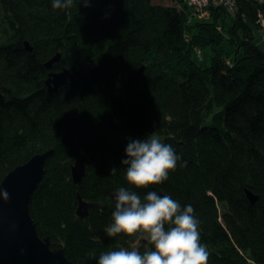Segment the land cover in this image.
<instances>
[{
	"label": "trees",
	"instance_id": "trees-1",
	"mask_svg": "<svg viewBox=\"0 0 264 264\" xmlns=\"http://www.w3.org/2000/svg\"><path fill=\"white\" fill-rule=\"evenodd\" d=\"M173 1L74 0L54 9L51 0H0V183L52 151L29 214L38 236L73 264L149 247L105 229L112 195L131 188L126 146L151 134L180 160L166 181L133 190L192 205L208 264H264V53L254 41L264 4L239 0L233 14L213 8L202 20L187 0ZM223 39L235 47L233 60L217 51ZM204 47L215 52L206 68L194 59ZM63 70L67 83L48 93V74ZM80 157L86 173L75 185ZM79 198L99 209L79 219Z\"/></svg>",
	"mask_w": 264,
	"mask_h": 264
},
{
	"label": "clouds",
	"instance_id": "clouds-1",
	"mask_svg": "<svg viewBox=\"0 0 264 264\" xmlns=\"http://www.w3.org/2000/svg\"><path fill=\"white\" fill-rule=\"evenodd\" d=\"M74 0H51L54 9H68ZM88 7L89 0H78ZM125 179L131 188L120 187L114 194L112 223L105 231L109 237L123 234L139 235L149 247L141 253L139 247L110 250L102 253L97 264H208L209 251L200 242L199 221L192 205L181 207L169 195L149 191L141 198L133 189H147L168 179L180 160L170 144L155 135L130 140L125 149ZM185 166V165H182ZM117 168L110 170L115 175ZM0 196L9 199L7 190Z\"/></svg>",
	"mask_w": 264,
	"mask_h": 264
},
{
	"label": "water",
	"instance_id": "water-1",
	"mask_svg": "<svg viewBox=\"0 0 264 264\" xmlns=\"http://www.w3.org/2000/svg\"><path fill=\"white\" fill-rule=\"evenodd\" d=\"M26 49L31 51L28 44ZM60 60V54H55L46 64L51 70ZM69 72H50L45 81L48 93H54L67 83ZM0 94V104L3 103ZM52 151L38 153L26 163L11 170L1 181L0 189L7 190L9 199L0 196V264H73L69 261L63 249H51L49 238L41 239L36 231V225L29 214L30 199L45 174V163ZM86 169L82 157L71 167V177L75 185H79L85 176ZM247 198L253 204L257 197L247 191ZM112 195V201L115 204ZM99 206L79 198L76 216L84 220L89 210Z\"/></svg>",
	"mask_w": 264,
	"mask_h": 264
},
{
	"label": "built area",
	"instance_id": "built-area-1",
	"mask_svg": "<svg viewBox=\"0 0 264 264\" xmlns=\"http://www.w3.org/2000/svg\"><path fill=\"white\" fill-rule=\"evenodd\" d=\"M188 4L194 7L199 19L210 16V10L213 8H223L233 14L237 10L239 0H187ZM258 4H264V0H252ZM257 24L259 27L260 40L264 44V16L259 11L257 14Z\"/></svg>",
	"mask_w": 264,
	"mask_h": 264
},
{
	"label": "rangeland",
	"instance_id": "rangeland-1",
	"mask_svg": "<svg viewBox=\"0 0 264 264\" xmlns=\"http://www.w3.org/2000/svg\"><path fill=\"white\" fill-rule=\"evenodd\" d=\"M154 3L156 4H162V5H174L175 2L173 0H153ZM187 2V1H186ZM259 13V11H258ZM210 16L208 17H203L201 18L202 20H207ZM197 19H199L197 17ZM260 35V33H259ZM218 53L225 59V60H233L235 58V47L232 46L226 39H223L219 45L216 47ZM214 51L211 50V48L209 47H204L202 49V52L200 53V55L198 57H194L196 63L202 67V68H206L209 67L210 63H211V59L214 55Z\"/></svg>",
	"mask_w": 264,
	"mask_h": 264
},
{
	"label": "crops",
	"instance_id": "crops-1",
	"mask_svg": "<svg viewBox=\"0 0 264 264\" xmlns=\"http://www.w3.org/2000/svg\"><path fill=\"white\" fill-rule=\"evenodd\" d=\"M255 43L258 46V48L264 53V44L260 40L259 32L255 33Z\"/></svg>",
	"mask_w": 264,
	"mask_h": 264
}]
</instances>
